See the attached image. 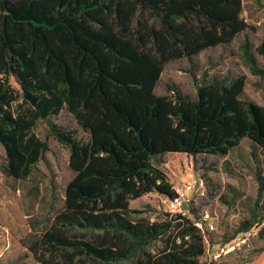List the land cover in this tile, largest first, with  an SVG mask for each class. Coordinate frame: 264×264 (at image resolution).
Wrapping results in <instances>:
<instances>
[{"label": "trees", "instance_id": "trees-1", "mask_svg": "<svg viewBox=\"0 0 264 264\" xmlns=\"http://www.w3.org/2000/svg\"><path fill=\"white\" fill-rule=\"evenodd\" d=\"M242 12V0H0L1 173L31 176L49 150L34 133L39 120L69 152L72 177L44 235L50 251L101 264H213L212 231L196 225L205 221L193 200L186 214L154 222L137 218L131 202L150 193L176 197L159 161L166 154L225 157L246 139L264 162V107L244 98L246 77L198 64L202 53L247 33ZM240 46L264 80V41L252 47L245 37ZM180 61L192 76L201 72L195 94L174 85L170 96L157 95L165 65ZM62 111L85 138L49 121ZM263 173L258 168L259 196ZM263 223L257 201L223 244L255 227L263 235ZM69 229L89 236L69 237Z\"/></svg>", "mask_w": 264, "mask_h": 264}, {"label": "rangeland", "instance_id": "rangeland-1", "mask_svg": "<svg viewBox=\"0 0 264 264\" xmlns=\"http://www.w3.org/2000/svg\"><path fill=\"white\" fill-rule=\"evenodd\" d=\"M242 4V18L250 29L229 46L199 55L198 64L201 68L207 66L211 74L244 75V98L264 107V80L253 75L246 66L240 46L245 37L252 47L264 41V0H242ZM256 59L263 65L261 56L256 54ZM188 69L186 61L166 64L156 94L170 96L169 88L178 85L193 96L201 72L194 77ZM49 121L73 130L79 138H85L72 116L65 111L50 117ZM34 133L47 141L49 150L26 180L2 175L6 155L0 144V264H101L85 256H77L71 250L52 252L44 243L45 233L54 229V217L62 207L63 190L72 174L67 166L68 149L49 135L47 123L37 121ZM260 158L263 159L262 156ZM159 161L171 184L183 183L192 175L204 179L205 185L193 197L191 207L197 209L198 214L208 213L215 219L212 231L215 245H223L226 238L233 236L240 224L251 216L257 201L258 207L264 205V188L259 196L257 178L258 168L264 172L261 165L264 162L259 163L252 156L250 142L246 139L225 157L199 155L192 158L186 154H166L159 157ZM131 207L141 211L137 218L150 222L159 221L169 213L165 197L156 193L132 201ZM262 225L264 228V223ZM258 231L245 244L213 264H253L255 257L264 250V233L259 236ZM64 233L69 237L89 236L73 229ZM73 254L71 262L67 255ZM119 264L138 263L134 259Z\"/></svg>", "mask_w": 264, "mask_h": 264}, {"label": "built area", "instance_id": "built-area-1", "mask_svg": "<svg viewBox=\"0 0 264 264\" xmlns=\"http://www.w3.org/2000/svg\"><path fill=\"white\" fill-rule=\"evenodd\" d=\"M172 185L175 189L176 197L174 199H168L165 197L167 210L171 214H186L185 206L188 205L193 197L198 194L200 189L203 188V183L201 180H197L196 177H193L192 175L183 183ZM203 220L205 223L197 222L196 225L199 228H203L205 226L208 230L213 231L215 227V219L208 213H204ZM258 230L259 227H255L247 232L239 234L236 238L228 243L223 245H214L209 256V263H214V261L220 257L234 252L241 245L245 244L248 239Z\"/></svg>", "mask_w": 264, "mask_h": 264}, {"label": "crops", "instance_id": "crops-1", "mask_svg": "<svg viewBox=\"0 0 264 264\" xmlns=\"http://www.w3.org/2000/svg\"><path fill=\"white\" fill-rule=\"evenodd\" d=\"M253 264H264V250L255 257Z\"/></svg>", "mask_w": 264, "mask_h": 264}]
</instances>
